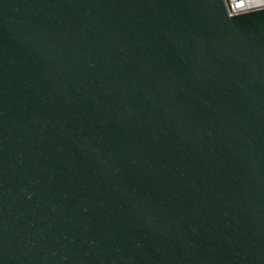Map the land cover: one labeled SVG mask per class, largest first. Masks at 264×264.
Listing matches in <instances>:
<instances>
[{"label": "water", "instance_id": "95a60500", "mask_svg": "<svg viewBox=\"0 0 264 264\" xmlns=\"http://www.w3.org/2000/svg\"><path fill=\"white\" fill-rule=\"evenodd\" d=\"M0 264H264V8L0 0Z\"/></svg>", "mask_w": 264, "mask_h": 264}, {"label": "built area", "instance_id": "2783aa9c", "mask_svg": "<svg viewBox=\"0 0 264 264\" xmlns=\"http://www.w3.org/2000/svg\"><path fill=\"white\" fill-rule=\"evenodd\" d=\"M231 15L264 8V0H227Z\"/></svg>", "mask_w": 264, "mask_h": 264}]
</instances>
